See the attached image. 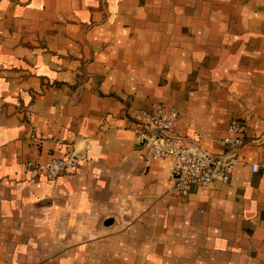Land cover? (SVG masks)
I'll use <instances>...</instances> for the list:
<instances>
[{
	"label": "crops",
	"instance_id": "1",
	"mask_svg": "<svg viewBox=\"0 0 264 264\" xmlns=\"http://www.w3.org/2000/svg\"><path fill=\"white\" fill-rule=\"evenodd\" d=\"M158 105L211 154L243 127L226 183L173 189ZM0 264H264V0H0Z\"/></svg>",
	"mask_w": 264,
	"mask_h": 264
},
{
	"label": "built area",
	"instance_id": "2",
	"mask_svg": "<svg viewBox=\"0 0 264 264\" xmlns=\"http://www.w3.org/2000/svg\"><path fill=\"white\" fill-rule=\"evenodd\" d=\"M176 118L175 108L163 109L162 105H158L156 112L139 111L133 129L138 139L144 141L152 159L172 161L173 189L178 193L186 194L191 185L226 183L230 168L237 161L235 152L242 143L238 134L242 133L243 127L238 123H231L227 135L221 140L224 149L222 153L215 155L196 145L181 142L173 130ZM31 138L36 140L34 133ZM77 162L74 153H70L36 163L35 167L46 176L55 178L73 172ZM253 169L256 170L257 167L254 165Z\"/></svg>",
	"mask_w": 264,
	"mask_h": 264
},
{
	"label": "water",
	"instance_id": "3",
	"mask_svg": "<svg viewBox=\"0 0 264 264\" xmlns=\"http://www.w3.org/2000/svg\"><path fill=\"white\" fill-rule=\"evenodd\" d=\"M144 143V141H142Z\"/></svg>",
	"mask_w": 264,
	"mask_h": 264
}]
</instances>
